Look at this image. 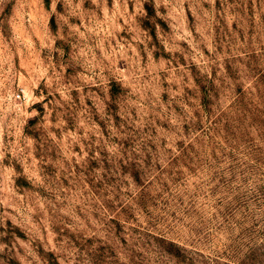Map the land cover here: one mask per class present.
<instances>
[{
	"label": "rangeland",
	"instance_id": "1",
	"mask_svg": "<svg viewBox=\"0 0 264 264\" xmlns=\"http://www.w3.org/2000/svg\"><path fill=\"white\" fill-rule=\"evenodd\" d=\"M0 264H264V0H0Z\"/></svg>",
	"mask_w": 264,
	"mask_h": 264
},
{
	"label": "built area",
	"instance_id": "2",
	"mask_svg": "<svg viewBox=\"0 0 264 264\" xmlns=\"http://www.w3.org/2000/svg\"><path fill=\"white\" fill-rule=\"evenodd\" d=\"M17 98L20 99V98H21V94H18V95H17Z\"/></svg>",
	"mask_w": 264,
	"mask_h": 264
}]
</instances>
